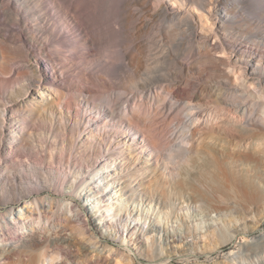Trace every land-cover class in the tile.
<instances>
[{"label": "bare ground", "instance_id": "1", "mask_svg": "<svg viewBox=\"0 0 264 264\" xmlns=\"http://www.w3.org/2000/svg\"><path fill=\"white\" fill-rule=\"evenodd\" d=\"M0 57V264H264V0H0Z\"/></svg>", "mask_w": 264, "mask_h": 264}, {"label": "rangeland", "instance_id": "2", "mask_svg": "<svg viewBox=\"0 0 264 264\" xmlns=\"http://www.w3.org/2000/svg\"><path fill=\"white\" fill-rule=\"evenodd\" d=\"M2 29H5L4 25H1ZM5 56L6 58H12L15 59L17 58L15 53L10 52V50H5ZM1 59V57H0ZM3 63H8L7 59H3L2 60ZM4 72H8L7 69L3 70ZM3 85V88H1V95L2 97L5 98V96H7V94L9 93V88H6ZM1 86V85H0ZM114 98L116 101H118L119 99L116 98L118 97L119 94H121V92L118 94L119 90H114ZM117 92V93H116ZM103 93H99L97 96H95L93 99V101L95 102H100V103H104L103 99H102V95ZM168 133V138L173 139L174 137L177 136V133ZM207 141H210L209 139ZM212 141V140H211ZM217 149V148H216ZM169 165V164H168ZM170 166V165H169ZM55 196H53L54 198ZM79 205L83 206L86 205L85 202H79ZM6 206V205H5ZM4 205H2V208H6ZM48 207H45V211L42 212V219H43V224L45 225V222L47 224L46 229H49L48 231H44L51 234L49 235L50 238H52L53 242L50 241V243H47L46 248H48L47 250H50V254H56V253H60L62 256L64 254H66V252L71 251L73 247L72 242L74 241V243H78L79 241V235L77 233V228L78 225L76 224V222L69 217V215L63 210L62 205L59 202H56L55 204L52 205V208L47 210ZM85 209V208H84ZM262 230L264 229V225L261 226ZM47 236H45L46 238ZM73 240V241H72ZM81 240V239H80ZM107 242L110 245H113L114 247L117 246V242L113 241L111 239H107ZM44 244V243H43ZM41 246V245H40ZM40 246H37L36 248H40ZM230 247H232V244L228 245L225 248V251H227ZM34 248V247H33ZM38 249V250H40ZM60 251H59V250ZM66 249V250H65ZM34 253L37 254L38 251H35V249H33ZM37 250V249H36ZM59 251V252H58ZM53 252V253H52ZM55 252V253H54ZM223 252H217V254L212 255L210 257V260L206 258V255H203L199 260H198V264H213L212 262L216 261V258L218 260L219 256L222 254ZM218 255V256H217ZM63 260L65 259V255L63 256ZM62 259V258H61ZM80 262H83L84 258L80 259L78 258ZM212 259V260H211ZM67 260V259H65ZM86 262V261H84ZM182 262L181 259H174L173 261H171L169 264H180ZM88 262L84 263L87 264ZM192 263H196V261L192 260ZM136 264H146V261L142 258H137L136 257Z\"/></svg>", "mask_w": 264, "mask_h": 264}]
</instances>
